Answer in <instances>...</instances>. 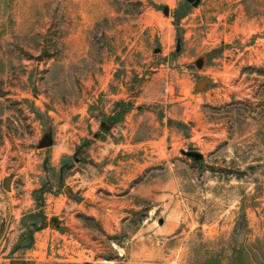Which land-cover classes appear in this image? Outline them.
<instances>
[{
	"label": "rangeland",
	"instance_id": "374dc122",
	"mask_svg": "<svg viewBox=\"0 0 264 264\" xmlns=\"http://www.w3.org/2000/svg\"><path fill=\"white\" fill-rule=\"evenodd\" d=\"M0 264H264V0H0Z\"/></svg>",
	"mask_w": 264,
	"mask_h": 264
}]
</instances>
